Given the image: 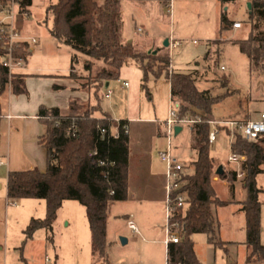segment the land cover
Returning a JSON list of instances; mask_svg holds the SVG:
<instances>
[{
    "label": "rangeland",
    "instance_id": "obj_1",
    "mask_svg": "<svg viewBox=\"0 0 264 264\" xmlns=\"http://www.w3.org/2000/svg\"><path fill=\"white\" fill-rule=\"evenodd\" d=\"M53 1L33 0L28 16H21L17 5H14L13 26L17 28L22 24L26 27L27 23H33L35 27L44 31L46 26L50 25L49 19L46 24L44 23L45 8ZM138 1L141 0H136L137 3L126 0L122 3V38L132 44L135 52L139 54L148 52L146 49L148 44L159 48L161 50L159 54H166L170 58L168 72L173 69L176 72L192 73L196 77L199 89H208L212 95L230 93L212 106L211 120L233 118L243 113L244 109L248 116H255L258 110H264V75H250L248 57L240 51L239 45L235 42L237 39L245 38L250 31L247 7L250 0H145L143 3ZM164 2H170L168 9ZM222 14L230 21H240V28L237 30L227 28L220 32ZM3 15L5 13H0V16ZM137 27L143 28V32H136ZM260 30H264V25H261ZM165 39H168V46L164 45ZM173 40H177L179 44L173 47L171 45ZM153 50L154 48L149 49ZM86 58L78 54L81 65ZM99 66V62H94L91 71L84 70L81 72L83 75L76 78L78 84L83 83L82 90L91 93L89 88ZM225 75L229 76L228 82L223 78ZM142 77V71L134 61L128 59L121 67L119 77L110 80L107 86L104 84L99 89L102 110L109 112L116 119H127L129 123L127 197L109 203L106 256L101 258L93 252L83 206L76 200H66L58 209L52 231L40 228L34 234L32 242H29L24 253L27 264H164L165 216L159 175L164 171V162L157 151L165 146L163 125L159 121L168 117L169 85L164 73L155 79L149 77L147 81ZM124 82L128 85L123 86ZM108 90H111L110 97L105 96ZM93 101L89 94L87 100L76 103L79 106L76 112H83ZM178 126L181 132L172 134V143L178 144L174 146L175 153L187 168L191 169L193 156L191 125ZM157 127L160 128V134L157 133ZM220 132L218 140L210 146V155L217 166L221 164L224 170L231 171L238 166L227 162L230 153L228 137L224 131ZM214 177L219 179L215 175L212 181ZM243 177L244 174L237 177L235 182H242ZM222 182L221 179L213 181L212 185L218 197L229 199L231 198L229 188ZM258 182L264 186V174L259 175ZM25 199L16 200L18 207L14 209L22 207L27 201ZM30 199L28 201L34 203L31 216L44 217V201ZM145 204L148 208L144 207ZM130 212L140 230L137 234L132 233L126 223L125 214ZM234 212V206L221 207L217 211L222 232L220 237L224 238L223 236H227L226 233L233 237L239 235L233 218L237 212L235 214ZM18 228L19 226L10 222L8 231L17 233ZM47 235L52 237V243L46 241ZM121 237L126 239L125 243L121 242ZM192 240L195 243L196 255L202 264H244L235 252L231 258L222 256L223 250L214 248V245L210 246L203 233L193 235ZM10 254L6 257L7 264L15 257ZM45 257L50 261H45ZM14 262L23 264L18 258Z\"/></svg>",
    "mask_w": 264,
    "mask_h": 264
},
{
    "label": "trees",
    "instance_id": "obj_2",
    "mask_svg": "<svg viewBox=\"0 0 264 264\" xmlns=\"http://www.w3.org/2000/svg\"><path fill=\"white\" fill-rule=\"evenodd\" d=\"M9 0H0L7 4ZM19 12H26L31 0H17ZM121 0H54L45 8L46 19H50L49 33L72 49L71 68L79 62L78 54L86 56L83 69L91 71L94 62H99L93 78L90 97L93 103L83 112H76V100L69 103L70 113L62 114L57 107L40 109L45 131L39 136V142L45 147L47 164L44 171L38 168L10 171L7 174V198L18 200L36 198L45 201L43 218L31 217L23 230L24 239L19 247L20 259L25 264L22 248L26 240L40 228L52 231L57 212L64 200H76L85 209L91 235L93 252L98 257L106 256V219L107 208L111 201L124 200L127 197L128 177V134L122 132L116 138L110 136L101 139L98 126L110 128L116 122L106 113L102 117L94 116L101 111L99 89L119 77L121 67L128 59L134 61L142 70L143 80L158 78L163 73L169 82L170 98L177 104L179 117L193 116L197 111L203 120L211 119L212 106L225 96L212 95L208 89H199L196 77L192 73L168 72L170 58L168 55L152 51L139 54L131 44L122 38ZM250 31L243 39L235 42L248 57V70L251 76L264 75V0H250ZM232 27L224 14L220 16L219 31ZM5 37L0 32V93L8 84L15 93L24 91L23 79L12 74L1 63L5 54ZM29 53L27 44L19 42L13 54L25 57ZM70 77H78L72 71ZM226 82L229 76L223 77ZM83 83L79 84L81 88ZM144 87V86H143ZM127 123L120 119L119 126ZM194 153L192 170L184 175L181 190L185 191V206L173 215V220L181 224L178 243L167 246L168 264H201L194 252L191 235L203 233L206 241L214 246L225 248V241L219 237V222L214 208L224 206L230 201L220 199L212 185V177L217 175V165L210 155L208 132L210 125L206 122L191 125ZM97 148L99 157L109 164L101 167L94 163L89 152ZM230 150L244 156L241 171L244 173L242 186L245 198L239 202L245 218V262L264 261V245L260 241L261 204L259 194L263 191L257 183V176L264 173V132L255 139L248 140L236 133ZM106 171V174H103ZM227 182L230 193L234 191L237 179L236 171L224 170L217 175ZM112 191V193H110ZM52 243V237L46 236Z\"/></svg>",
    "mask_w": 264,
    "mask_h": 264
},
{
    "label": "crops",
    "instance_id": "obj_3",
    "mask_svg": "<svg viewBox=\"0 0 264 264\" xmlns=\"http://www.w3.org/2000/svg\"><path fill=\"white\" fill-rule=\"evenodd\" d=\"M124 1L126 0H121L120 8L122 7V3ZM131 1L137 3L136 0H131ZM32 2L33 0H31L30 5L28 6V10L26 12L19 13L21 16H28L30 14V8L32 6ZM143 2H145V0L138 1V3H143ZM167 3L169 2H164L165 5ZM2 17L3 16H0V18ZM45 18H46V14H45ZM46 21L47 19L44 21L45 24ZM231 21L233 23V21H237V20H231ZM49 26H46V29L44 31H41V29L35 27L33 23L32 24L27 23L26 27H24V25L22 24L18 25L17 28L15 27V29H17L20 32L23 38L31 37L35 39L34 42H32L29 39L23 41L27 44L29 53L24 57L25 59L24 66L22 68L15 69L13 71L14 75H19L22 77L24 91L21 93H15L12 91L11 85L7 84L0 93V157L2 162L0 164V264H7L6 257L10 253L11 256H15L12 257L10 264H16L14 261L17 258L19 261H21L20 259L21 250L19 247L21 246V243L23 241L22 237H24L23 230L26 227L29 219L32 217L31 209L34 206V203H30L32 201H28L31 200L30 198H26L25 200L27 201H25L24 205H22V207L20 206V208L18 209H14L18 207L17 202L14 205L8 203L9 199L7 198V188H6L7 174L10 171L28 170L35 167L38 168L40 171H44L46 168V164H47L46 149L38 140L39 136L42 135L45 131V125L42 123L41 120L42 117L40 115V109L43 107H57L60 109L62 114H68L71 112L69 109V103L71 100H76L79 103L81 100L83 101L89 98V93L87 91L82 90L79 87L76 77L69 76L71 71L78 77H81L83 75L81 72H83L84 69L82 68L81 63L77 62L76 64H74V68H71L72 49L68 45L62 43L57 38L53 37L49 33ZM122 26H123V22H122ZM141 27H137L136 32H143L142 30L143 28ZM231 29L237 30L238 28L231 27ZM132 47L134 48L133 45ZM151 48H154V50H156L158 54L161 51L159 50V48H155L153 45L150 46L148 44L146 46L147 51H149V49ZM136 66L138 67V69L141 70V68L137 64ZM172 71L174 70L172 69ZM108 83L109 82H107L106 84L108 85ZM169 98H170V86H169ZM261 111L264 110H260V111L258 110V112L255 113V116H248L247 111H245L244 109V112L238 114L236 117L216 118V119H243V118L256 117L258 113ZM102 112H106L112 119H116L109 112L103 111L102 108L101 111H96L94 113V116L100 118L102 117ZM122 120H126L127 125L129 124L127 119H122ZM159 122L161 123V121ZM157 128H158L157 133L160 134V128L159 127ZM128 129H129V125H128ZM179 132H181V128H179V131L177 133ZM218 135L216 141L218 140ZM159 136L161 137V135ZM213 144H211L210 146H212ZM176 145L178 144H173L174 153L176 151V147L174 148V146ZM161 149L162 148H159L158 151ZM129 150L130 149L128 143V155H129ZM177 157L179 158V156ZM193 158H194V153L192 159ZM185 170L186 172H191L192 168L189 169L187 168L186 165ZM164 174H165V164H164L163 173L159 174L160 185H162L161 193H163L162 199H164V181H165ZM259 175L257 176V183L263 189V191L259 194V199L262 202L261 210H260V216H261L260 241L264 245V198H262V196L264 197V186L260 185L258 182ZM147 179L148 178L146 177V180ZM128 180H129V164H128L127 182ZM213 181H220V179L214 177ZM222 183L223 185H226L228 187L227 182L223 181ZM230 194H231V198L229 199H222L219 197L222 200H228L230 202L224 206L215 207L214 211L216 218L219 222L217 211H219L221 207L234 206L237 215L236 217L233 216V218L235 220L234 221L235 229L237 231L239 230V235L237 234L235 238L233 236H229L226 233L227 236L222 235L224 238L220 237L222 232L220 229L221 225L219 222V237L221 240L225 241L226 243L224 245L225 248L222 246H214V248H221L224 252L222 256L226 255V257L229 256L230 258L234 252L237 253L240 256V261H242L244 264H264V261H260V260H254L248 263L245 262V256L247 251L246 245L244 243L246 237L245 218L243 212L239 210L240 208L239 202L245 198V189L242 186V182L240 183L235 182L234 191L233 193ZM65 201L66 200H64L62 203H64ZM145 202L146 199H144V203ZM44 205H45V201H44ZM109 206L110 204H108V208ZM144 207L148 208V205L145 204ZM125 215L126 216L132 215L134 220V216L131 212ZM10 222L19 226L17 233H13V232L9 233L10 231H8V228ZM106 228H107V219H106ZM37 231L38 229L33 233L31 238L26 240V242L23 245L22 255L24 258H25L24 256L25 249L28 246L29 242H32L34 238V234ZM138 231H140L139 228ZM195 234L197 233L192 234L191 238ZM17 241L19 242L18 244ZM208 244L210 246L212 245L210 243ZM194 247H195V243H194ZM194 252H195V248H194ZM165 256H166V248H165ZM25 264L27 263L25 262Z\"/></svg>",
    "mask_w": 264,
    "mask_h": 264
},
{
    "label": "built area",
    "instance_id": "obj_4",
    "mask_svg": "<svg viewBox=\"0 0 264 264\" xmlns=\"http://www.w3.org/2000/svg\"><path fill=\"white\" fill-rule=\"evenodd\" d=\"M17 5V0H9L7 4H0V13H5L2 18H0V32L5 37V54L1 58V63L8 70V78L10 79L13 71L18 68H22L25 63L23 57H18L13 54L14 48L19 42L25 40L35 41L34 38H23L20 32L15 29L12 24V19L14 17V12L12 7ZM167 9L170 7V2L166 4ZM19 12V8H18ZM22 13V12H19ZM24 14V13H23ZM241 26L240 21H233L232 27L239 28ZM140 30V29H138ZM179 42L173 40L171 45L174 47ZM171 67V66H170ZM221 68H224L221 66ZM172 72V69H170ZM8 84H10L8 82ZM128 83L124 82L123 86H127ZM111 90H108L105 93L106 97H110ZM170 104L168 108V117L161 121L164 130L165 146L163 149L158 151V156L165 164V181H164V239L163 243L166 248L165 264H168L167 260V246L170 243H178L181 241L180 231L182 229L181 224L178 221L173 220V215L183 208L186 204V193L181 190L182 185L184 184V175L186 173V165L175 155L173 150L172 143V134L175 132L174 128L181 124L192 125L194 123L206 122L210 125V130L208 132V143L211 145L216 141L217 135L220 131H224L228 137L229 149L234 140L236 133H240L244 138L248 140L255 139L260 133L264 132V111L258 113L256 117L243 118V119H222V120H203L201 113L196 112L193 116H183L179 117L177 112L178 104L170 98ZM116 122V125H112L110 128H105L98 126V133L101 139L107 137H118L120 133L128 134L129 129L127 123H122L119 126L120 119H112ZM89 156L93 158L94 163L101 167H107L109 164L106 159L99 157L97 153V148L94 147L89 152ZM227 162L236 164L238 167L234 170L236 171L237 177L242 176L244 173L239 171L241 169V164L243 162V156L236 154L230 150L229 155L227 156ZM0 157V164H1ZM103 174H106V171H103ZM112 193V191L110 192ZM8 203L11 205L16 204V200H8ZM128 228L132 233H138V228L133 220L132 215H128L126 219ZM45 261L49 262L50 259L45 257Z\"/></svg>",
    "mask_w": 264,
    "mask_h": 264
},
{
    "label": "water",
    "instance_id": "obj_5",
    "mask_svg": "<svg viewBox=\"0 0 264 264\" xmlns=\"http://www.w3.org/2000/svg\"><path fill=\"white\" fill-rule=\"evenodd\" d=\"M247 7H248V9L250 10V7H251L250 3H248ZM164 45H165V46H168V45H169L168 39H165V41H164ZM148 52H150V51H148ZM152 52H153V53H156V50H153ZM106 85H107V84H106ZM179 128H180L179 126H176V127L174 128V130H175L176 133L179 131ZM223 171H224L223 166H222L221 164H219V165L217 166L216 170H215V173L218 175V174H222ZM120 240H121L122 243H125V242H126V239L123 238V237H121Z\"/></svg>",
    "mask_w": 264,
    "mask_h": 264
}]
</instances>
